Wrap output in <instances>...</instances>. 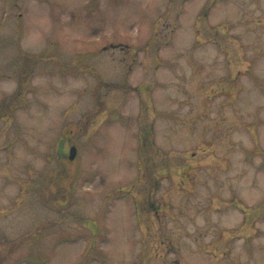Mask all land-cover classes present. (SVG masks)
I'll use <instances>...</instances> for the list:
<instances>
[{
  "label": "rangeland",
  "instance_id": "rangeland-1",
  "mask_svg": "<svg viewBox=\"0 0 264 264\" xmlns=\"http://www.w3.org/2000/svg\"><path fill=\"white\" fill-rule=\"evenodd\" d=\"M0 264H264V0H0Z\"/></svg>",
  "mask_w": 264,
  "mask_h": 264
},
{
  "label": "trees",
  "instance_id": "trees-1",
  "mask_svg": "<svg viewBox=\"0 0 264 264\" xmlns=\"http://www.w3.org/2000/svg\"><path fill=\"white\" fill-rule=\"evenodd\" d=\"M141 140L144 141V142H143V144H144V145H143V148H144L145 146H147V144H148V140L146 139L145 136H143V137L141 138ZM59 147H60V155H62L63 153H62V146H61V144H60ZM58 149H59V148H58ZM55 154H56V157H59V155H58L57 152H56ZM152 159H153V158H152ZM57 160H58V159H57ZM58 161H59V160H58ZM152 161L154 162V160H152ZM59 162H60V161H59ZM58 173H59V172H58ZM59 175H60V174H59ZM61 175H62L63 178H66V174H65V172L62 171V172H61ZM57 206H60V203H59V202H57L56 207H57ZM153 212H157V210H155V211H153Z\"/></svg>",
  "mask_w": 264,
  "mask_h": 264
},
{
  "label": "water",
  "instance_id": "water-1",
  "mask_svg": "<svg viewBox=\"0 0 264 264\" xmlns=\"http://www.w3.org/2000/svg\"><path fill=\"white\" fill-rule=\"evenodd\" d=\"M76 156V148L74 146H70L68 150V160L72 161Z\"/></svg>",
  "mask_w": 264,
  "mask_h": 264
}]
</instances>
